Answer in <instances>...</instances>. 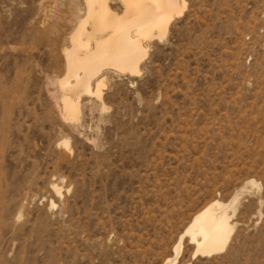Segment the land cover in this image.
Listing matches in <instances>:
<instances>
[{
  "label": "rangeland",
  "instance_id": "rangeland-1",
  "mask_svg": "<svg viewBox=\"0 0 264 264\" xmlns=\"http://www.w3.org/2000/svg\"><path fill=\"white\" fill-rule=\"evenodd\" d=\"M177 1L137 73L77 93L60 81L73 38L94 46L85 0H0V264H169L209 204L225 248L183 235L170 264H264V0Z\"/></svg>",
  "mask_w": 264,
  "mask_h": 264
},
{
  "label": "bare ground",
  "instance_id": "bare-ground-1",
  "mask_svg": "<svg viewBox=\"0 0 264 264\" xmlns=\"http://www.w3.org/2000/svg\"><path fill=\"white\" fill-rule=\"evenodd\" d=\"M145 1H150L151 5L145 4ZM85 2L86 16L90 15V19L92 17L95 20V25H92L96 32H84V27H81L80 32L91 37L94 46L90 49L88 40L81 43L79 37L73 38L72 42L75 45L73 48L77 50L83 47L84 53L80 57L74 49L72 51L68 49L70 52L66 54L67 76L60 81L61 88L67 90L66 92L68 90L77 93L91 92L90 80L103 66H111L130 74L137 73V65L145 54L142 42L164 35L171 18L180 12L177 0H121L126 12L131 13L130 19L128 17L122 19L111 10L108 0ZM71 77L73 83L69 81ZM100 85L101 80H97L94 94H99ZM62 103L65 115L75 118L77 106L71 97L63 95ZM227 217L225 211L215 212L212 204L205 205L192 216L180 238L188 235L189 242L194 244V252L201 255L221 251L225 248L231 233ZM180 238L174 247L175 257L168 262L169 264L180 251Z\"/></svg>",
  "mask_w": 264,
  "mask_h": 264
}]
</instances>
